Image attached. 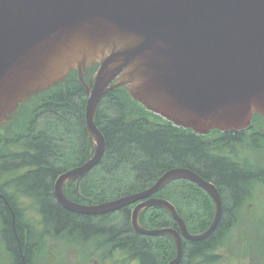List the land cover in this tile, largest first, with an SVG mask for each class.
Wrapping results in <instances>:
<instances>
[{
	"label": "water",
	"instance_id": "95a60500",
	"mask_svg": "<svg viewBox=\"0 0 264 264\" xmlns=\"http://www.w3.org/2000/svg\"><path fill=\"white\" fill-rule=\"evenodd\" d=\"M95 65L92 76L88 69ZM72 71L86 90L94 153L59 176L58 202L89 216L136 204L133 229L172 237L177 257L168 264H180L184 240L204 241L222 221V196L212 182L174 168L142 192L96 205L70 200L64 187L79 182L105 155L106 138L95 121L112 90L127 88L148 111L203 136L242 132L256 114L264 116V0H0V130L23 102ZM176 180L190 181L212 198L216 213L204 233L192 234L170 201L154 198ZM153 207L166 209L179 230L144 228L140 215Z\"/></svg>",
	"mask_w": 264,
	"mask_h": 264
},
{
	"label": "trees",
	"instance_id": "16d2710c",
	"mask_svg": "<svg viewBox=\"0 0 264 264\" xmlns=\"http://www.w3.org/2000/svg\"><path fill=\"white\" fill-rule=\"evenodd\" d=\"M98 66L88 69L90 75ZM39 95H44L39 106L50 118L40 124L30 120L28 135L0 137V144L4 143L0 145V174L26 171L12 185L44 192L34 193L43 204L38 210L42 229L30 222L27 212L10 210L0 203V238L11 264H35V254L46 237L83 243L96 240L102 250L119 248L128 262L136 264L173 261L177 247L172 237L145 236L133 229L136 204L114 213L89 216L66 210L57 202L53 194L56 178L91 157L85 120L87 94L78 72L72 71L64 82ZM26 105L27 101L22 103L17 113ZM95 122L106 138V152L98 167L81 181L78 192L75 181L67 185L70 199L81 204H101L142 192L171 169H190L217 186L223 200V217L208 239L184 240L180 264H227L230 254L226 250L232 245L233 230L239 229L241 237L245 235L241 221H246L247 204L255 187L264 186V166L254 165L251 152L242 154L248 149L264 160V116L256 114L250 127L242 132L214 130L203 136L174 126L136 102L127 88H119L104 96ZM156 196L177 208L192 234L204 233L214 221L216 207L212 198L190 181H172ZM140 223L150 230H179L172 215L159 207L144 210ZM248 243L242 255L257 256L263 259L259 264H264V255H258L253 242Z\"/></svg>",
	"mask_w": 264,
	"mask_h": 264
},
{
	"label": "rangeland",
	"instance_id": "374dc122",
	"mask_svg": "<svg viewBox=\"0 0 264 264\" xmlns=\"http://www.w3.org/2000/svg\"><path fill=\"white\" fill-rule=\"evenodd\" d=\"M16 120H14L13 122H15ZM25 120L26 117L22 119V121ZM18 125L21 126L19 122ZM7 129L8 126L3 128V130H7ZM0 137L2 138L5 136H2L0 134ZM247 150L248 149H245L242 152V154L245 152L248 153L251 152L250 160L254 162V165L259 164L260 167H263L264 160H262L258 154L253 153V151H247ZM245 212H246V221L240 220L241 222H243L242 223V225H244L243 233L245 235L241 237L240 236L241 234H239L240 233L239 229H235V231L233 230V241H231L232 245L229 246V250H226L227 254H230V256L227 257V259H229L227 261V264H251L252 262L259 264L261 263V261H263V259L257 258V256L255 257L256 258L255 259V258H251L250 256L242 255V250L246 252L248 249L247 245H249L248 242H253L255 244V248L258 249V255L259 254L264 255V186L257 185L255 187L253 191V197L247 204ZM26 215L34 226L42 229L41 217L38 214V211L31 210L28 211ZM240 242H242V247L240 245ZM95 246H96L95 241L89 243H82V242L68 240L65 237H60V238L46 237L44 245L38 251V255L35 259V264H82V262H84L85 260L86 263L91 264L87 262V255L95 250ZM122 258L123 257L119 255L117 256V260L110 261V263L126 264L122 261ZM0 264H11V257L9 253L6 251L1 238H0Z\"/></svg>",
	"mask_w": 264,
	"mask_h": 264
},
{
	"label": "flooded vegetation",
	"instance_id": "af4514ba",
	"mask_svg": "<svg viewBox=\"0 0 264 264\" xmlns=\"http://www.w3.org/2000/svg\"><path fill=\"white\" fill-rule=\"evenodd\" d=\"M43 97H44V95H42V96L36 95V96H33L30 99L26 100L28 106L22 108L19 111V113H17V111L19 109L18 108L9 117L8 121L6 122V123H9L8 129H7L9 131L3 130V128H2L0 134L2 136L7 137L8 134H13L12 132L15 131L14 132L15 135H18V134L26 135V133L28 132V128H29L28 124H29L30 120L34 119V121L35 120L37 121V124H40L42 122L44 123L47 119H49L50 117L45 115V113H46L45 110L41 109L40 106H39L40 103H41V99ZM16 113L20 115L21 119L18 117V115ZM15 115H17L16 118H18V119L15 122H11V120L14 118ZM24 117H26V120L22 121V119ZM85 120H86V111H85ZM18 122H19V124L21 126L18 125ZM86 128H87V122H86ZM87 132H88V130H87ZM27 135H28V133H27ZM0 145L1 146L4 145L3 141H1ZM4 149H5V147H4ZM15 149L22 151V148L20 146H15ZM93 153H94V149H93V144H92V141H91V157L93 156ZM77 167H79V166H77ZM96 167H98V165ZM74 168H76V167H74ZM74 168H70V169H68V170H66L64 172H67V171H69L71 169H74ZM93 169H95V168H93ZM91 172H89L87 175H85L79 182L77 180H73L76 183V191L77 192H78V187H79L81 181L84 180ZM25 173H26V171L17 172V173H1L0 174V184L1 185L4 184V187L0 188V203H3L4 206L6 208H9L10 210L15 208V209H19L20 211H24V212H28V211H31V210L38 211V210L41 209L43 204H41L40 201L35 197L34 193H37V192L36 191H30L28 189L17 188V187L12 185L13 181H15L19 176H21V175H23ZM62 174H60V175H62ZM59 176L55 180L54 189H53V194H54V197H55L56 200H57V198H56V194H55V184H56V181L59 178ZM70 182H72V181H70ZM69 183H67L65 185L64 192H65L66 196L70 199V195L69 194H71V191L69 192V190H67L68 189L67 185ZM43 193H44L43 191H39V193H37V194L40 195V194H43ZM154 198L164 199V198H161V197H157L156 195L154 196ZM57 202H58V200H57ZM74 202H76V201H74ZM85 205H89V204H85ZM92 205H96V204H92ZM134 208H133V210H134ZM68 240H70V239H68ZM92 241L96 242V246H95V250L87 255V262H89L91 264H93V262H94V264H111L110 261L117 260V256L120 255L121 257L124 258V260L122 258V261L124 263H126V264H128V263L129 264L130 263L136 264L135 262H128L127 259H126V256L124 255V253L122 251H120L119 248H114V250H112L111 252H108L106 248H104L103 250L101 248H99L98 245H97V241L96 240H92ZM92 241H90V242H92ZM44 243H43V245H44ZM37 255H38V252L35 254V257H34L35 259H36ZM85 258H86V256H85ZM85 261L82 262V264H88Z\"/></svg>",
	"mask_w": 264,
	"mask_h": 264
}]
</instances>
